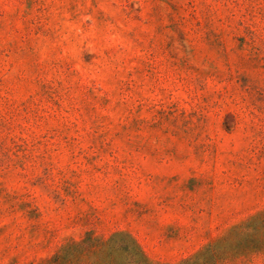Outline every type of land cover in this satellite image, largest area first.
Here are the masks:
<instances>
[{"label": "rangeland", "instance_id": "1", "mask_svg": "<svg viewBox=\"0 0 264 264\" xmlns=\"http://www.w3.org/2000/svg\"><path fill=\"white\" fill-rule=\"evenodd\" d=\"M0 264H264V0H0Z\"/></svg>", "mask_w": 264, "mask_h": 264}]
</instances>
